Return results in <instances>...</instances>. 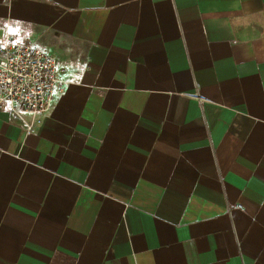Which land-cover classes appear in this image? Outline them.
Wrapping results in <instances>:
<instances>
[{"label": "crops", "instance_id": "0c3cea01", "mask_svg": "<svg viewBox=\"0 0 264 264\" xmlns=\"http://www.w3.org/2000/svg\"><path fill=\"white\" fill-rule=\"evenodd\" d=\"M27 39L63 85L0 110V264H264V0H0Z\"/></svg>", "mask_w": 264, "mask_h": 264}, {"label": "built area", "instance_id": "2783aa9c", "mask_svg": "<svg viewBox=\"0 0 264 264\" xmlns=\"http://www.w3.org/2000/svg\"><path fill=\"white\" fill-rule=\"evenodd\" d=\"M57 71L55 56L34 41L1 40L0 110L15 115L25 111L35 116L48 111L63 85ZM26 129L32 126L26 124Z\"/></svg>", "mask_w": 264, "mask_h": 264}]
</instances>
